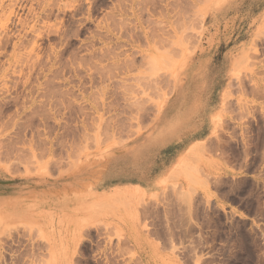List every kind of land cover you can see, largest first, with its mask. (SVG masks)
Masks as SVG:
<instances>
[{
  "label": "rangeland",
  "instance_id": "1",
  "mask_svg": "<svg viewBox=\"0 0 264 264\" xmlns=\"http://www.w3.org/2000/svg\"><path fill=\"white\" fill-rule=\"evenodd\" d=\"M4 1L0 264H264V0ZM179 88L207 140L156 194L93 193L128 142L164 141Z\"/></svg>",
  "mask_w": 264,
  "mask_h": 264
},
{
  "label": "crops",
  "instance_id": "2",
  "mask_svg": "<svg viewBox=\"0 0 264 264\" xmlns=\"http://www.w3.org/2000/svg\"><path fill=\"white\" fill-rule=\"evenodd\" d=\"M193 94L184 88L176 90L168 99V101L178 99L171 103L173 107L167 117L171 118L172 123L165 119L167 109L163 110L164 114L160 117L169 126L164 141L147 146L141 143L142 140L135 142L138 136L128 142L120 151L113 153L108 166L96 174L92 182L94 188L91 191L100 197L115 193L139 194L146 197L158 193L180 163L188 159L190 154L211 135L213 123L209 116H205L206 107H202L199 113L190 117L188 114L179 118L190 105ZM215 97L217 96L213 94L211 100L213 101ZM193 104L195 107L201 106L196 100ZM173 109L175 111H172ZM182 121L184 122L181 125L175 123ZM153 132L154 130L149 134ZM90 184L82 179V185L89 187ZM17 198L22 200L20 197Z\"/></svg>",
  "mask_w": 264,
  "mask_h": 264
},
{
  "label": "bare ground",
  "instance_id": "3",
  "mask_svg": "<svg viewBox=\"0 0 264 264\" xmlns=\"http://www.w3.org/2000/svg\"><path fill=\"white\" fill-rule=\"evenodd\" d=\"M51 1H53V0H51ZM55 1V0H54ZM64 2H66L65 3V5H63L65 8H67V7H70L69 8V10H71L72 8L71 7H73V11L74 10H76V7L77 6H79L80 5V3H79V5H77V3H78V1L79 0H72V2H74V4L76 3V5L77 6H75V5H70V6H67L66 4H68V3H70L71 2V0H63ZM81 2H82V0H80ZM79 1V2H80ZM90 1V0H89ZM88 1V2H89ZM130 1H132V5L134 6H136V4H135V0H130ZM188 1V0H187ZM191 1V3H190V5H193V7H195V0H190ZM68 2V3H67ZM45 3V2H44ZM49 2H46L44 5H42L41 7H42V13L44 14V15H46L47 13H52L53 12V10H56V9H52V7H53V3H51V5L50 4H48ZM56 3V2H55ZM63 3V2H62ZM85 3V2H84ZM86 3H87V1H86ZM91 3V2H90ZM43 4V3H42ZM92 4V3H91ZM167 4V3H166ZM84 5V4H83ZM83 5H82V7H83ZM90 5V4H89ZM56 6V5H55ZM62 6V7H63ZM81 6V5H80ZM80 6H79V8H80ZM86 6V5H85ZM98 6V5H97ZM10 7H14V6H10ZM57 7V11L60 13L61 12V9H62V7L61 6H56ZM63 7V8H64ZM90 7V6H89ZM93 7V6H92ZM91 7V8H92ZM64 8V9H65ZM78 8V7H77ZM84 8V7H83ZM133 8V7H132ZM166 8V7H165ZM5 9H6V6H5V1L4 0H0V13L1 12H4L5 11ZM8 9V8H7ZM31 9H32V7H31ZM64 9L62 10V11H64ZM168 9V8H167ZM192 9V8H191ZM80 10V9H79ZM79 10H77V11H79ZM88 10H90V9H88ZM169 10V9H168ZM167 10V14H166V23H168V24H170V25H172V22L173 21H171L172 20V17L170 16V14H169V11ZM85 11V10H84ZM127 11V10H126ZM126 11H122L121 9L119 10V16L120 17H123V16H125L126 15ZM203 11V10H202ZM55 12V11H54ZM67 12V11H66ZM75 13H76V11H74ZM126 12V13H125ZM64 13V12H63ZM197 13H199L198 11H197ZM66 14V13H65ZM90 14H91V12H90ZM131 14V13H130ZM179 14H182V13H176V15H179ZM13 15H16V11L14 10V8L11 10V12H10V14H9V16H8V18H7V22L8 23H5V24H2L1 25V27L2 28H8V24H9V22H10V20H11V16H13ZM56 15H58V14H56ZM73 15H75V14H73ZM132 15H135V12H133V14ZM63 16H65V15H63ZM72 16V15H71ZM180 16V18L179 19H182V21H183V23L185 24V22L187 21V17L185 16V15H179ZM198 16H202L201 17V21H203V23L205 22V19H206V17H205V13L204 14H200L199 13V15ZM59 17V16H58ZM89 19H90V17H89ZM88 19V20H89ZM19 20H21V19H19ZM120 21H121V19H120ZM18 22H20L19 24L22 26V27H24V25H26V24H23V21L21 22V21H18ZM25 22V21H24ZM122 22V21H121ZM174 23V22H173ZM191 24V23H190ZM46 25V24H45ZM107 26V27H106ZM109 26L110 25H105V29L107 30V31H109ZM181 26H182V23H181ZM45 27V26H44ZM169 27V26H168ZM173 27H174V25H173ZM188 27V26H187ZM27 28V27H26ZM29 28V27H28ZM32 28H35V27H32ZM46 28H50V26H48V27H46ZM104 28V27H103ZM133 28V27H132ZM104 29V30H105ZM178 29H180V28H178ZM178 29H175V28H171V31H170V29H168L169 31H164L163 30V28L161 29V30H163V32L161 31V30H158V31H161L162 33H156L157 35H153V34H151V35H153V36H151L150 37V35L147 33V32H144V30H143V28H141V30H143V33H144V37H145V40H146V42L149 44V45H151V41L150 40H152V41H154V45L156 44V45H159V47H161V43L162 44H165V43H167V41L168 42H170L169 41V39H170V37H175V38H178L179 36H178ZM190 29V28H189ZM157 31V32H158ZM140 32V31H139ZM165 32V33H164ZM107 33V32H106ZM110 33V32H109ZM164 33V34H163ZM172 35H171V34ZM154 34H155V32H154ZM170 35V36H169ZM181 37V36H180ZM151 38V39H150ZM159 39V40H158ZM156 40H158V41H156ZM164 42V43H163ZM133 43H135V42H133ZM153 43V42H152ZM158 43V44H157ZM160 43V44H159ZM156 45H155V47H156ZM152 46V45H151ZM147 47V46H146ZM163 47H166L165 45L163 46ZM151 48V47H150ZM153 49H154V47H153ZM153 51V50H152ZM134 52V51H133ZM137 53V52H136ZM143 57V56H142ZM144 58H145V56H144ZM250 58V57H249ZM146 59V58H145ZM246 57H245V59H243V63H246ZM151 71V70H150ZM151 74H152V71H151ZM25 206V205H24ZM17 216H19L20 214H16ZM16 215H14V216H16Z\"/></svg>",
  "mask_w": 264,
  "mask_h": 264
}]
</instances>
